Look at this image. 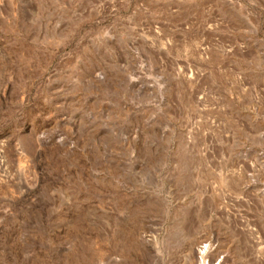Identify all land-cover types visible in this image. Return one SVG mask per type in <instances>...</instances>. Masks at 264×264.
Wrapping results in <instances>:
<instances>
[{"label": "rangeland", "instance_id": "374dc122", "mask_svg": "<svg viewBox=\"0 0 264 264\" xmlns=\"http://www.w3.org/2000/svg\"><path fill=\"white\" fill-rule=\"evenodd\" d=\"M199 237L264 264V0H0V264Z\"/></svg>", "mask_w": 264, "mask_h": 264}, {"label": "bare ground", "instance_id": "6f19581e", "mask_svg": "<svg viewBox=\"0 0 264 264\" xmlns=\"http://www.w3.org/2000/svg\"><path fill=\"white\" fill-rule=\"evenodd\" d=\"M153 248L155 251L160 250L157 242L154 243ZM187 251L188 264H229L231 260L230 250L214 249L204 237L192 239Z\"/></svg>", "mask_w": 264, "mask_h": 264}]
</instances>
